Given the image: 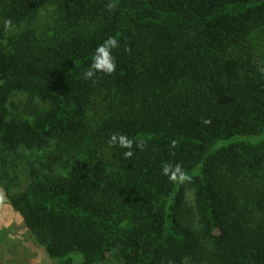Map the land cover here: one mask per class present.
<instances>
[{
    "label": "trees",
    "instance_id": "1",
    "mask_svg": "<svg viewBox=\"0 0 264 264\" xmlns=\"http://www.w3.org/2000/svg\"><path fill=\"white\" fill-rule=\"evenodd\" d=\"M0 188L56 264H264V0H0Z\"/></svg>",
    "mask_w": 264,
    "mask_h": 264
},
{
    "label": "clouds",
    "instance_id": "2",
    "mask_svg": "<svg viewBox=\"0 0 264 264\" xmlns=\"http://www.w3.org/2000/svg\"><path fill=\"white\" fill-rule=\"evenodd\" d=\"M115 5L109 3L107 8L111 11ZM119 47V41L115 37H109L107 41L98 45L91 60L90 65L85 69L83 76L87 80H92L95 83V78L98 74L111 75L116 71L117 63L113 50ZM204 123H210L209 120H204ZM132 141L121 137L120 147L129 149L124 152L125 157H131ZM162 174L168 176L172 181H184L186 179L183 168L180 164H165L162 168Z\"/></svg>",
    "mask_w": 264,
    "mask_h": 264
},
{
    "label": "rangeland",
    "instance_id": "3",
    "mask_svg": "<svg viewBox=\"0 0 264 264\" xmlns=\"http://www.w3.org/2000/svg\"><path fill=\"white\" fill-rule=\"evenodd\" d=\"M258 140H260V138H257V137L249 138V141L251 142H255ZM23 190H24V187L17 191L19 192ZM0 197L4 200L6 199V196L1 188H0ZM0 225L10 226L12 228V232L10 233V235L12 236V239H11L12 244L14 247L18 249V253H21V257L23 256L22 258L20 257L19 264H33L35 258H38L37 255L44 256L43 255L44 253H40L41 251H38L39 248L37 246L35 245L32 246V242H34V240L31 237L29 238V232L25 228L22 218L10 206H3L0 204ZM28 243L31 244L29 247H32V249L29 251L27 250ZM1 244H3L2 240H0V245ZM1 252L2 251L0 250V254ZM30 252L34 253L35 255L30 254ZM45 256L47 255L45 254ZM45 258H43L40 261V264H56L55 261L50 259L48 256L46 260ZM0 259H1V256H0Z\"/></svg>",
    "mask_w": 264,
    "mask_h": 264
},
{
    "label": "crops",
    "instance_id": "4",
    "mask_svg": "<svg viewBox=\"0 0 264 264\" xmlns=\"http://www.w3.org/2000/svg\"><path fill=\"white\" fill-rule=\"evenodd\" d=\"M6 201H7L6 199L4 200L0 197L1 205L8 206ZM11 232H12V228L10 226L0 225V240L3 241V244L0 245V250L2 251L0 254V256H1L0 263L1 264H9V263L19 264L21 253H18V249L16 247H14L12 244V240H11L12 236L10 235ZM30 245H31L30 243L27 244V246H28L27 250L28 251L32 249V247H29ZM32 246H34L33 243H32ZM40 253H42V252H40ZM30 254L35 255L34 253H31V252H30ZM43 255L44 256L37 255L38 258H35L33 264H40V261L43 258H45V257L47 258V256H45V254H43ZM46 258H45V260H46Z\"/></svg>",
    "mask_w": 264,
    "mask_h": 264
}]
</instances>
